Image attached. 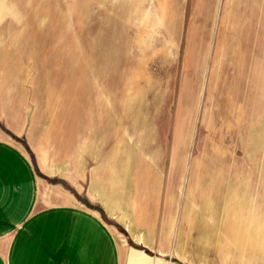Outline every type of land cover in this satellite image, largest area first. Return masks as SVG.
Listing matches in <instances>:
<instances>
[{"label": "rangeland", "instance_id": "374dc122", "mask_svg": "<svg viewBox=\"0 0 264 264\" xmlns=\"http://www.w3.org/2000/svg\"><path fill=\"white\" fill-rule=\"evenodd\" d=\"M1 119L122 264H264V0H0Z\"/></svg>", "mask_w": 264, "mask_h": 264}, {"label": "crops", "instance_id": "0c3cea01", "mask_svg": "<svg viewBox=\"0 0 264 264\" xmlns=\"http://www.w3.org/2000/svg\"><path fill=\"white\" fill-rule=\"evenodd\" d=\"M5 128L1 119L0 264H122L118 239L97 212L42 198L33 164ZM104 174V184L115 187L118 178ZM129 264L151 261L134 250Z\"/></svg>", "mask_w": 264, "mask_h": 264}]
</instances>
